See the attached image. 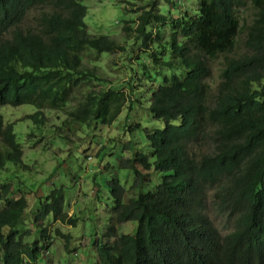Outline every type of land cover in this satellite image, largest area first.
<instances>
[{"label":"trees","instance_id":"obj_1","mask_svg":"<svg viewBox=\"0 0 264 264\" xmlns=\"http://www.w3.org/2000/svg\"><path fill=\"white\" fill-rule=\"evenodd\" d=\"M251 2L255 13L239 56L227 53L235 47L243 0H196L180 26L147 3L122 30L139 41L151 87L130 78L123 90L124 83L97 89L104 85L97 65L84 66L86 50L113 53L123 46L87 32L80 0H0V171L6 163L27 167L14 122L1 112L6 105H32L25 118L43 124L47 109H62L86 85L66 112L71 121L111 125L125 105L132 115L144 104V114L162 123L148 127L143 117L126 126L131 137L120 144L125 155L117 167L130 169L132 179L128 186L117 175L110 180L111 215L95 247L96 264H264V0ZM220 55L225 61L213 92L207 78ZM136 129L146 146L132 140ZM137 164L156 179H146ZM0 201V264L38 263L52 243L42 222H75L66 219L62 186L39 197L29 214L35 229L25 224V194L3 183ZM128 221L136 223L133 232H120Z\"/></svg>","mask_w":264,"mask_h":264},{"label":"rangeland","instance_id":"obj_2","mask_svg":"<svg viewBox=\"0 0 264 264\" xmlns=\"http://www.w3.org/2000/svg\"><path fill=\"white\" fill-rule=\"evenodd\" d=\"M152 1L157 7L159 5L162 13L172 17L174 23L179 26L184 23L185 16L190 14L196 5V0H80L86 6L83 20L87 32L108 35L123 46L122 50L113 53L97 54L92 49L83 53L84 66L97 65L96 74L104 84H95L97 89L105 85L124 83L122 87L124 90L125 80L130 78L139 80L147 86L146 89L151 87L147 75L142 74L141 63L146 59L143 57L145 55L140 43L132 35L124 32L122 25L125 20L136 19L143 7ZM37 11L38 9H35L32 13ZM254 13L255 8L251 0H243L236 8L240 28L235 47L227 53L228 56H239L246 52L243 44L244 28L251 22ZM182 14L185 15L181 16ZM31 20L32 18L28 17L25 22ZM131 25L134 26V22ZM161 30L163 36L168 35L167 24H163ZM96 57L98 59L94 60ZM224 61V56L220 55L210 63L211 73L207 81L213 92L220 80ZM177 73L182 75L183 70ZM136 83L137 81L134 84ZM85 87L86 85H82L74 90L71 99L62 109H47L46 121L43 124H36L32 119L25 118L27 114L35 111V107L30 104L17 107L6 105L1 108L5 121L14 122L13 132L23 150L22 163L27 167L6 163L7 166L0 171V185L9 183L15 194L17 192L25 194L28 203L25 214L26 226L35 229V224L30 222L29 214L33 216L35 213L39 197L43 199L50 189L59 186L63 189L66 219L68 217L75 219L74 224H70L68 220H54L49 216L50 218L42 222V225L46 224L48 227L47 232L52 243L36 264H96L95 247L101 243L103 226L109 222L111 215L110 180L113 175H117L121 183L124 182L128 186L132 179L130 169L117 167V161L125 155L120 144L122 140L131 137L126 126L132 120L143 117L145 126H162L160 120L144 114V104L135 105L137 109L132 115L127 113L125 105L111 125L98 122L79 124L71 121L66 112L78 104ZM135 88L139 86L135 85ZM142 135L140 129L133 133L132 140L136 137L140 142L138 146L141 144L146 146V140ZM140 136L143 137L141 140ZM135 145L132 148L138 149ZM98 148L100 151L96 155ZM131 154L127 152V155ZM106 162L109 165L104 168ZM137 168L145 174L146 179H156L157 175L152 170H145L139 164ZM2 206L3 202L0 201V207ZM215 223L218 226L225 225L224 220L219 218H216ZM135 225L134 221L124 222L120 224V232L132 233ZM53 234L55 237H52ZM66 234L70 236L67 243L63 237ZM32 237L33 235L28 239ZM69 249L73 250L67 254L66 250Z\"/></svg>","mask_w":264,"mask_h":264}]
</instances>
